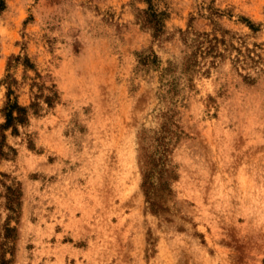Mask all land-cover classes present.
<instances>
[{
    "label": "rangeland",
    "instance_id": "rangeland-1",
    "mask_svg": "<svg viewBox=\"0 0 264 264\" xmlns=\"http://www.w3.org/2000/svg\"><path fill=\"white\" fill-rule=\"evenodd\" d=\"M0 264H264V0H3Z\"/></svg>",
    "mask_w": 264,
    "mask_h": 264
},
{
    "label": "trees",
    "instance_id": "trees-1",
    "mask_svg": "<svg viewBox=\"0 0 264 264\" xmlns=\"http://www.w3.org/2000/svg\"><path fill=\"white\" fill-rule=\"evenodd\" d=\"M3 7H4V1L0 0V9H3Z\"/></svg>",
    "mask_w": 264,
    "mask_h": 264
}]
</instances>
